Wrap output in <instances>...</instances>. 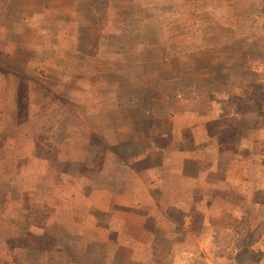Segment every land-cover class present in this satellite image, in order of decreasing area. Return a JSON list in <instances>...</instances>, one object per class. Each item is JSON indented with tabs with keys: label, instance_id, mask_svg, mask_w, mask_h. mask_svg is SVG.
Segmentation results:
<instances>
[{
	"label": "rangeland",
	"instance_id": "rangeland-1",
	"mask_svg": "<svg viewBox=\"0 0 264 264\" xmlns=\"http://www.w3.org/2000/svg\"><path fill=\"white\" fill-rule=\"evenodd\" d=\"M227 51L233 53L224 55ZM263 97L264 0H0V157L5 162L0 203L14 206L11 177L36 166L21 156L15 166L10 147L26 148L34 137L36 164L47 161L72 174L78 164L70 161L73 154L82 157L86 151L91 167L103 161L106 144L94 127L112 126L125 137L128 128L142 127L148 118L157 129L176 113L204 110L214 102L226 103L236 115ZM263 122L264 116L250 112L239 120H220L214 129L221 139L237 137L235 129L242 130L241 138L254 139ZM17 129L18 135H9ZM260 141L257 149L263 148L264 138ZM44 185L39 193L46 191ZM18 219L29 229L41 227L45 217ZM56 219L49 234L27 233L35 245L57 244L63 219ZM201 222L195 217V226ZM247 229L238 236L219 234L215 241L225 248L215 249V255L230 252L227 243L261 236ZM77 233L78 224L71 221L65 238L72 242V259L80 252ZM197 254L204 258L207 252Z\"/></svg>",
	"mask_w": 264,
	"mask_h": 264
},
{
	"label": "crops",
	"instance_id": "crops-1",
	"mask_svg": "<svg viewBox=\"0 0 264 264\" xmlns=\"http://www.w3.org/2000/svg\"><path fill=\"white\" fill-rule=\"evenodd\" d=\"M238 117L226 103L214 102L204 110L176 113L157 129L148 118L142 127L128 128L125 137L112 126L94 127L106 144L103 161L91 167L86 151L82 157L73 154L70 161L78 164L72 174L47 161L36 164L35 137L24 143L26 148L10 147L16 152L15 166L19 156L31 157L29 163L36 166L18 179L11 177L14 206L0 203V263L264 264V128L254 130V139L241 138L244 133L221 139L214 129L218 121ZM9 135L15 137L18 129ZM259 140L263 148L257 149ZM23 182L27 189L20 190ZM41 184L46 191L39 193ZM178 215L188 222H180ZM22 216L45 217L44 225L28 229L18 219ZM57 216L63 219L57 244L35 245L27 233L49 234ZM197 216L202 217L199 227L194 225ZM71 221L78 224L77 259L71 258L73 245L65 238ZM246 227L261 236L255 242L227 243L232 250L215 255V249L225 248L215 241L219 234L238 236ZM96 248L101 251L92 255ZM202 251L207 252L204 258L197 254Z\"/></svg>",
	"mask_w": 264,
	"mask_h": 264
},
{
	"label": "trees",
	"instance_id": "trees-1",
	"mask_svg": "<svg viewBox=\"0 0 264 264\" xmlns=\"http://www.w3.org/2000/svg\"><path fill=\"white\" fill-rule=\"evenodd\" d=\"M232 53H233L232 51H229V52L227 51V52H225L223 54L224 55H231ZM253 101H254L255 105H254V107L250 111H247V110L246 111H243L242 109L240 110L241 111L240 112V116L241 117H243V118L247 117L250 112L257 113V116H259L260 118H262L264 116V97L261 98V99H253ZM238 107L240 109L241 107H244V106L243 105H241V106L239 105ZM238 120H239V117H238ZM263 124H264V122H263ZM241 131L235 129L233 133L237 136V135H240L241 134Z\"/></svg>",
	"mask_w": 264,
	"mask_h": 264
}]
</instances>
